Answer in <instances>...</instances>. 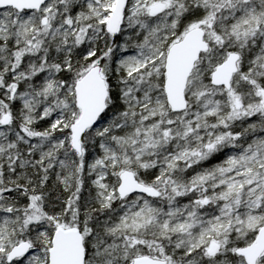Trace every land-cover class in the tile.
<instances>
[{"label":"snow or ice","instance_id":"1","mask_svg":"<svg viewBox=\"0 0 264 264\" xmlns=\"http://www.w3.org/2000/svg\"><path fill=\"white\" fill-rule=\"evenodd\" d=\"M0 264H264V0H0Z\"/></svg>","mask_w":264,"mask_h":264}]
</instances>
